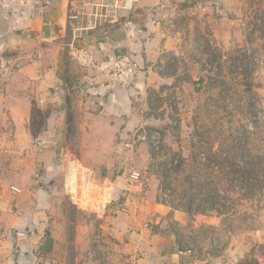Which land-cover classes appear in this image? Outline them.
I'll return each instance as SVG.
<instances>
[{
  "label": "rangeland",
  "instance_id": "374dc122",
  "mask_svg": "<svg viewBox=\"0 0 264 264\" xmlns=\"http://www.w3.org/2000/svg\"><path fill=\"white\" fill-rule=\"evenodd\" d=\"M41 1L66 5L63 45L41 47L35 68H54L56 89L37 99L32 81L4 87L0 159L25 190L59 160L40 244L51 264H168L176 254L181 264H264V0H126L119 10ZM145 26L162 50L142 59L144 78L122 99H101V86H120L79 65L70 45L98 61L106 35ZM7 59L4 73L32 72Z\"/></svg>",
  "mask_w": 264,
  "mask_h": 264
},
{
  "label": "crops",
  "instance_id": "0c3cea01",
  "mask_svg": "<svg viewBox=\"0 0 264 264\" xmlns=\"http://www.w3.org/2000/svg\"><path fill=\"white\" fill-rule=\"evenodd\" d=\"M10 1L0 0V65L3 66L0 68V111L4 109V105H10L5 92L9 93L15 84L17 87H24L27 82L32 81L37 99H41L43 92L44 94L50 93L51 86L56 89L57 76L54 74V68L47 65L48 70L44 71L42 75L35 68L40 63L41 47L61 49L60 47L63 45L61 39L66 29V5L64 2L45 5L46 3L41 0H30L28 3L25 0H14L13 2L20 10L15 16V22H12L14 20H11L13 16ZM151 27L145 26L139 33L121 28L118 32L106 35L102 41H99L95 46V53L101 58L111 53L132 55L142 66L143 58L146 60L149 53H158L163 48L158 36L150 34ZM13 53L19 59L18 68L29 67L32 72L18 70L16 73L9 71L4 73V59L6 63H9L8 54ZM50 77H54V79H49ZM143 78L144 75L140 72L136 82H142ZM138 86H141V83ZM4 87H6L5 92ZM106 87L101 86L97 93L101 99H106L111 103H117L122 99L127 89V87L120 86V88H116L114 95L113 91H109V86ZM54 95L56 96V93ZM0 140L2 139L0 138ZM49 144L51 142H47V145ZM40 157L44 161V157L41 155ZM61 159L60 161L64 159V156ZM57 161L59 160L55 158L51 165L37 170L35 175L39 177L42 184L39 188L25 190L10 186L4 170V155L3 159H0V264H51L53 262L48 259L51 254L40 249V244L45 235L49 237L46 231L51 232L43 208L46 206L50 208L55 201L48 203L47 198L52 200L53 196L56 197L58 194L54 178L61 166ZM72 163L64 165V170H62L65 179V192L69 197L74 191V180L71 182L74 169ZM46 186L49 188L47 193L42 190ZM25 195L28 196V199L30 196L33 197L32 206L24 202ZM41 197L46 199L43 202V207L40 205ZM125 205L128 207L130 203ZM50 238H54L52 233ZM181 259L182 254H176L171 256L168 264H181Z\"/></svg>",
  "mask_w": 264,
  "mask_h": 264
},
{
  "label": "built area",
  "instance_id": "2783aa9c",
  "mask_svg": "<svg viewBox=\"0 0 264 264\" xmlns=\"http://www.w3.org/2000/svg\"><path fill=\"white\" fill-rule=\"evenodd\" d=\"M12 1V2H11ZM10 1V6L12 10V22H15V16L19 13L20 8L13 2ZM29 2V0H25ZM126 4V0H111L110 5L119 10L122 4ZM103 7V6H101ZM106 8V7H103ZM72 49L73 59L81 66L89 68L91 70H97L102 75H107L109 79L121 87L129 86L130 82L135 78V76L140 71V66L138 62L134 59L132 55H106L104 58L95 61L93 59L92 53H89L88 50L79 46L80 48L73 47V43L70 45ZM128 146V144H126ZM138 175L133 173L132 178L136 179Z\"/></svg>",
  "mask_w": 264,
  "mask_h": 264
},
{
  "label": "trees",
  "instance_id": "16d2710c",
  "mask_svg": "<svg viewBox=\"0 0 264 264\" xmlns=\"http://www.w3.org/2000/svg\"><path fill=\"white\" fill-rule=\"evenodd\" d=\"M49 242V241H48Z\"/></svg>",
  "mask_w": 264,
  "mask_h": 264
},
{
  "label": "water",
  "instance_id": "95a60500",
  "mask_svg": "<svg viewBox=\"0 0 264 264\" xmlns=\"http://www.w3.org/2000/svg\"><path fill=\"white\" fill-rule=\"evenodd\" d=\"M30 1V0H29Z\"/></svg>",
  "mask_w": 264,
  "mask_h": 264
}]
</instances>
